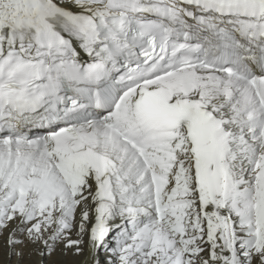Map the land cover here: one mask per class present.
Wrapping results in <instances>:
<instances>
[{
  "label": "snow or ice",
  "instance_id": "obj_1",
  "mask_svg": "<svg viewBox=\"0 0 264 264\" xmlns=\"http://www.w3.org/2000/svg\"><path fill=\"white\" fill-rule=\"evenodd\" d=\"M2 233L264 264V0H0Z\"/></svg>",
  "mask_w": 264,
  "mask_h": 264
},
{
  "label": "bare ground",
  "instance_id": "obj_2",
  "mask_svg": "<svg viewBox=\"0 0 264 264\" xmlns=\"http://www.w3.org/2000/svg\"><path fill=\"white\" fill-rule=\"evenodd\" d=\"M80 59L83 62H88L89 57L80 50ZM7 235V233L0 234V264H90L91 261L87 243L83 245L84 252L81 255H75L74 250H63L61 246H58L51 255L47 253L41 255L31 246H17L15 250L11 249L7 244ZM72 238H77L75 232H73ZM85 241H87V237H85ZM20 252L22 255L17 254ZM109 255L103 248L99 250L98 256L102 264H105Z\"/></svg>",
  "mask_w": 264,
  "mask_h": 264
}]
</instances>
